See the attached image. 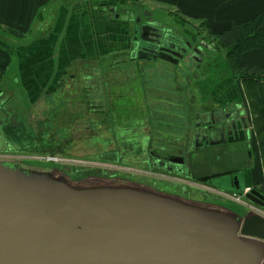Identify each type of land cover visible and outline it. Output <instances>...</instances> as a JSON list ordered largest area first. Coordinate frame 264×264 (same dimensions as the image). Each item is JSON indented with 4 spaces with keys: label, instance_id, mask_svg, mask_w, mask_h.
I'll return each instance as SVG.
<instances>
[{
    "label": "water",
    "instance_id": "water-1",
    "mask_svg": "<svg viewBox=\"0 0 264 264\" xmlns=\"http://www.w3.org/2000/svg\"><path fill=\"white\" fill-rule=\"evenodd\" d=\"M147 21L135 19L133 57L141 44L155 53L159 46L171 51L169 40L170 46L184 43ZM203 133L183 135L189 145L195 138L203 146L184 154L183 170L264 209V192L245 178L253 158L246 150L247 117L206 126ZM0 264H264V214L131 178H74L57 165L0 157Z\"/></svg>",
    "mask_w": 264,
    "mask_h": 264
},
{
    "label": "rangeland",
    "instance_id": "rangeland-1",
    "mask_svg": "<svg viewBox=\"0 0 264 264\" xmlns=\"http://www.w3.org/2000/svg\"><path fill=\"white\" fill-rule=\"evenodd\" d=\"M137 16L174 33L171 21L150 8ZM175 29L185 40H200L194 28ZM204 38L214 50L200 62L187 57L179 64L164 59L139 63L115 57L80 70L75 77L66 75L59 89L47 92L37 102L20 89L5 93L0 96V144L9 149L0 150V157L57 165L74 178L114 172L140 181L147 179L139 176L160 177L163 172L142 165L146 148L184 140L185 132L194 129L191 111L202 110L217 84L237 79L243 86V100L250 105L241 73L230 65L213 35ZM9 44L16 49L18 43ZM171 86L173 91H166ZM157 87L165 90H154ZM259 154L250 162V170L252 167L256 173L263 167ZM50 155L60 161L49 162ZM258 176L256 181L264 189V174L261 179ZM165 188L181 191L171 185ZM191 188L196 190L193 198L212 199L241 213L249 210L238 202Z\"/></svg>",
    "mask_w": 264,
    "mask_h": 264
},
{
    "label": "crops",
    "instance_id": "crops-1",
    "mask_svg": "<svg viewBox=\"0 0 264 264\" xmlns=\"http://www.w3.org/2000/svg\"><path fill=\"white\" fill-rule=\"evenodd\" d=\"M148 8L171 21L174 34L176 26L194 28L197 39H202L264 14V0H0V96L20 89L37 102L47 92L59 89L66 75L75 77L76 72L110 58L154 61L131 54L135 19ZM10 41L18 43L16 49ZM248 64L264 69V44L242 54L238 65ZM228 79L211 90L201 111L191 112L206 121L212 109L242 102L253 127L252 149L258 159L259 144L254 140L252 112L243 100L242 83ZM160 89L165 90L154 88ZM166 89L173 91L172 86ZM260 113L264 118V106ZM262 169L256 173L251 167L249 186L264 192L256 181L258 174L263 178Z\"/></svg>",
    "mask_w": 264,
    "mask_h": 264
},
{
    "label": "flooded vegetation",
    "instance_id": "flooded-vegetation-1",
    "mask_svg": "<svg viewBox=\"0 0 264 264\" xmlns=\"http://www.w3.org/2000/svg\"><path fill=\"white\" fill-rule=\"evenodd\" d=\"M149 22L152 20H148ZM147 21V22H148ZM146 22V21H143ZM174 34V33H173ZM176 35V34H174ZM176 37L182 39L184 41V43H180V42H176L175 45L170 46V43L172 42L171 40H169L168 45L166 44V46L168 48H170L171 51L167 52V51H161V46H159V48L157 49V52L155 53H151L149 51H147L144 48H149V49H153V46H148V45H143L141 44V51H137L136 56H134V58H138L141 60H154V59H164V60H168L174 64H179L181 63V61L185 60V58L190 57L191 59H194L195 61H202L204 59H206L209 55V53L214 50L212 43L208 42L205 38H202L200 40H198L197 42L194 41H190V40H185L182 37H179L178 35H176ZM190 42L192 44L191 47H188L187 43ZM162 45V43L160 44ZM181 46L178 49V46ZM186 47L187 51L183 52L182 48ZM180 52V54H183L182 57L179 56L178 54L174 53V52ZM132 54V53H131ZM161 54V56L159 55ZM168 58V59H167ZM179 60V61H177ZM247 117V112L245 111V106L242 102H236L233 104L232 107H220V108H214L211 110L210 112V118L209 120L206 121H201L199 120V114H197L195 116V123H194V133L197 132H201V134L203 135L204 133V128H206V126H214L215 123H218L220 121H224L227 119H230L232 117H236V118H241L242 117ZM248 120V125H249V130H250V137H248V141L246 143V150H252V134H253V127L251 126L249 119L247 117ZM226 136H231V135H226ZM233 136V135H232ZM204 141V138H200L198 139V143L201 145ZM196 140L195 138L193 139V143H191V145L188 144L187 141H180V140H174L172 142H168L166 144H163L162 146H159V148H154L152 147V144H149L148 147L146 148V158L142 159V165L150 168V170H154L157 172H163L162 175L159 177H144V176H139L138 178L142 179L145 178L147 179V181H140V182H144L147 184H150L152 186L157 187L158 189L164 190V191H168V192H172L175 194H180L183 196H186L188 198H193L191 197L192 193H195L196 190L192 189L188 183H185L183 180H186L185 178L188 179H193L191 178L184 170L182 167V157H184V154L187 153L188 151L192 150V149H200L203 146H196L195 144ZM6 149H9L8 147H3L0 144V150L1 151H6ZM253 158H254V152H253ZM252 158V159H253ZM252 159H250L248 161V167L245 169L246 173H245V178L246 180H248L249 182V175H250V162L252 161ZM50 164V163H49ZM53 164V163H52ZM110 176H121V177H125V178H129L126 177L125 175L122 174H118V173H110ZM133 179V178H131ZM135 180V179H134ZM193 180H197V179H193ZM199 181V180H197ZM170 183V184H168ZM209 184V183H207ZM166 185H171L173 186L174 189L177 190H181L180 193L179 192H173V191H169L168 189H166ZM211 186H213L212 184H209ZM215 187V186H213ZM217 188V187H215ZM208 195V194H207ZM208 196H211L210 194ZM216 197V196H215ZM211 198H214L213 196ZM194 199H198V198H194ZM202 200V199H199ZM204 201H212V199H203ZM218 203V202H216ZM221 204V203H220Z\"/></svg>",
    "mask_w": 264,
    "mask_h": 264
},
{
    "label": "trees",
    "instance_id": "trees-1",
    "mask_svg": "<svg viewBox=\"0 0 264 264\" xmlns=\"http://www.w3.org/2000/svg\"><path fill=\"white\" fill-rule=\"evenodd\" d=\"M214 38L218 46L225 50L230 65L236 67L237 71L241 73L245 92L250 101L264 174V118L260 113L264 106V83L260 80L264 69L251 64L238 65V60L244 52L264 44V14L260 13L244 24H232L220 34L215 35Z\"/></svg>",
    "mask_w": 264,
    "mask_h": 264
},
{
    "label": "built area",
    "instance_id": "built-area-1",
    "mask_svg": "<svg viewBox=\"0 0 264 264\" xmlns=\"http://www.w3.org/2000/svg\"><path fill=\"white\" fill-rule=\"evenodd\" d=\"M260 80H261V82L264 83V72L261 74ZM47 160L49 162H54V161L58 162V161H60L59 158H57L54 155L48 156ZM92 168H94V167H92ZM109 169H114L115 171L119 170V169H116V168H109ZM114 173H117V172H114ZM184 182L188 183L191 187L198 188L199 190H203V191H205L207 193H211V194L213 193V194L219 195L221 197H224L225 199H230L232 201H235V202H238V203L244 205V207L249 209V210H254V211H257L259 213L264 214V209L263 208L257 206L256 204H254L253 202L245 199L242 196L236 195L234 193H231V192L219 189V188H215V187H213V186H211V185H209V184H207L205 182H202V181L188 179V180H185Z\"/></svg>",
    "mask_w": 264,
    "mask_h": 264
}]
</instances>
